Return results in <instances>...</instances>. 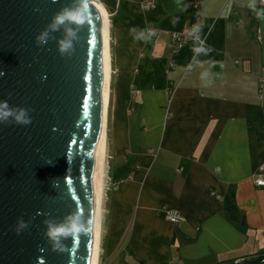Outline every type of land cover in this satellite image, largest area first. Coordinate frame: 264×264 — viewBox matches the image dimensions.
<instances>
[{"label": "crops", "instance_id": "obj_1", "mask_svg": "<svg viewBox=\"0 0 264 264\" xmlns=\"http://www.w3.org/2000/svg\"><path fill=\"white\" fill-rule=\"evenodd\" d=\"M96 1L109 25L106 158L116 185L103 192L99 260L264 264L260 0H198L204 45L176 54L172 35L190 26L191 0ZM148 1L153 10L141 8ZM163 209L182 221H165Z\"/></svg>", "mask_w": 264, "mask_h": 264}, {"label": "water", "instance_id": "obj_2", "mask_svg": "<svg viewBox=\"0 0 264 264\" xmlns=\"http://www.w3.org/2000/svg\"><path fill=\"white\" fill-rule=\"evenodd\" d=\"M102 68L92 0H0V264H92Z\"/></svg>", "mask_w": 264, "mask_h": 264}, {"label": "bare ground", "instance_id": "obj_3", "mask_svg": "<svg viewBox=\"0 0 264 264\" xmlns=\"http://www.w3.org/2000/svg\"><path fill=\"white\" fill-rule=\"evenodd\" d=\"M92 4L98 11L101 21L102 33V63H103V88H102V119L100 128V150H99V165H98V181H97V196H96V212H95V228H94V243H93V259L92 264H99V244L101 234V224L104 206L103 184L108 163L106 161V109L108 102V87L110 79V58H109V39H108V18L105 10L96 0H92Z\"/></svg>", "mask_w": 264, "mask_h": 264}, {"label": "built area", "instance_id": "obj_4", "mask_svg": "<svg viewBox=\"0 0 264 264\" xmlns=\"http://www.w3.org/2000/svg\"><path fill=\"white\" fill-rule=\"evenodd\" d=\"M198 0H191L193 18L190 26L184 29L180 33H175L172 35L173 42V54H176L188 41L196 42L198 45L203 46L204 40L199 34V17L197 15L198 11ZM260 6L264 13V0L259 1ZM143 10H153L155 8L154 3L152 1H148L141 5ZM169 116V115H168ZM264 167H260L257 172V178L255 179V185L257 187H264ZM162 218L172 224H178L182 221V217L179 212L172 209H163L160 211Z\"/></svg>", "mask_w": 264, "mask_h": 264}, {"label": "clouds", "instance_id": "obj_5", "mask_svg": "<svg viewBox=\"0 0 264 264\" xmlns=\"http://www.w3.org/2000/svg\"><path fill=\"white\" fill-rule=\"evenodd\" d=\"M69 18L76 19V16L73 15L72 13H67L65 16H57L56 20L59 23H63V21L65 19H69ZM79 22L83 23V20L80 19ZM41 40H42V37H37V41L38 42L41 41ZM69 47H70V45L68 43L61 42V44H60V52L64 53ZM3 75H5V73L0 71V76H3ZM2 107H5V108L7 107V102L6 101L3 103ZM8 115H11V112L5 113L4 116L0 117V120H3ZM16 122L19 123V124H28V123H30V120L24 119L23 118V111H21L20 114L17 115V117H16ZM49 235L52 236L53 239H55L56 235H57V230L52 229L49 232Z\"/></svg>", "mask_w": 264, "mask_h": 264}, {"label": "rangeland", "instance_id": "obj_6", "mask_svg": "<svg viewBox=\"0 0 264 264\" xmlns=\"http://www.w3.org/2000/svg\"><path fill=\"white\" fill-rule=\"evenodd\" d=\"M106 161H107V163L109 162V160L107 158H106ZM108 164H109V168L110 169L106 171V174H105V177H104L103 192L104 191L107 192L108 190H113V189L116 188V185L113 183V180H112V175L114 174L113 167L111 166L110 162ZM108 171H109V175H108ZM98 257H99V255H98ZM99 264H102L101 257H100V260H99Z\"/></svg>", "mask_w": 264, "mask_h": 264}]
</instances>
